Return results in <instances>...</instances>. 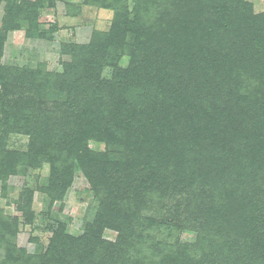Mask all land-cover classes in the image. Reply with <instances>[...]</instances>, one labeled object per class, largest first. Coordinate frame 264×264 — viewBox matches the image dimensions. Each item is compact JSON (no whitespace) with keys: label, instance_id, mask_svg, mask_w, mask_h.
<instances>
[{"label":"trees","instance_id":"1","mask_svg":"<svg viewBox=\"0 0 264 264\" xmlns=\"http://www.w3.org/2000/svg\"><path fill=\"white\" fill-rule=\"evenodd\" d=\"M42 2H29L31 11L37 10ZM120 2L104 0L100 5L118 11ZM143 2L135 1V10L141 16L135 35L149 55L143 61L135 55L127 71L138 75L139 81L144 78L138 72H147L145 82L133 88L129 95H123L124 92L112 86L110 90L100 91L93 77H84L88 79L86 84L83 81L86 91L82 92L92 101L83 117V124L87 121L85 125L81 126L79 121L68 123L63 114L60 124L53 126L48 111L29 108L21 126L22 132L31 136L29 149L10 151L3 163L0 160V177L4 179L11 174L27 173L28 168L40 167L48 161L52 177H57L44 188L52 201L65 196L73 167L84 168L100 202L94 220L79 236L66 234L65 224L61 223L46 249L29 254L9 238L17 235V225L0 210V247L5 249L1 264H264L262 238L251 233L247 239L257 242L251 241L246 252L243 244L228 238L233 225L242 231L250 229L257 212L253 197L243 199L242 194L232 197L235 190L227 192L239 176L250 173L255 178L264 171V147L248 143L244 146L246 155H240L237 141L239 137L249 136L245 134L246 128L251 130L250 135L264 138V123H261L264 89L246 91L240 98L231 89L233 106L230 102L223 106L221 99H226L220 92L202 91L216 79L207 72L210 65L221 64L227 55L233 63L232 50L238 44L251 42L253 38L261 41L264 13L245 20L243 15L246 17L250 6L244 0H147V10L142 12ZM238 17L239 23L235 24ZM122 22L120 16L113 21L112 30L103 35L107 40L102 45L97 40L90 46L76 47L79 54H85L83 60L96 53L98 64L112 45L126 44ZM226 39L232 42L230 52L222 44ZM154 56H161V61ZM150 59L153 62L149 68ZM93 64L95 70L101 67L100 63ZM222 117L228 118L229 123L225 120V126L221 123L219 128ZM90 132H97L106 141L111 139L122 147L115 173L100 167V155L92 154L86 146V134ZM202 156L207 164L213 159L214 162L205 167L201 164ZM108 162L106 159L105 163ZM140 162L148 171L156 172L152 175L153 183L143 180L140 185L126 188L124 171ZM230 169L238 177L232 179ZM217 178L216 182L212 181ZM203 179H206L203 187L196 192L195 182ZM242 184L247 186L245 182ZM210 185L224 188L226 194L217 199L218 192ZM150 190L159 198L161 207L157 216L143 213L148 209L144 207V196ZM168 199L187 201L181 208V202L165 203ZM248 200L254 203L248 206L249 215L237 208L246 206ZM22 208L27 212L28 207ZM179 223L197 230L199 241L183 245L158 238L157 232L164 225ZM105 228L118 232L116 241L102 238ZM224 228H228V235L224 234ZM251 232L256 233V229L252 227Z\"/></svg>","mask_w":264,"mask_h":264},{"label":"rangeland","instance_id":"2","mask_svg":"<svg viewBox=\"0 0 264 264\" xmlns=\"http://www.w3.org/2000/svg\"><path fill=\"white\" fill-rule=\"evenodd\" d=\"M34 1L37 0H0L1 162L10 151L22 152L29 149L31 136L21 130L24 116L27 115L26 111L29 108H35L34 111L36 109L42 112L48 111V117L50 115L53 117V126L60 124L63 114L66 115L68 123L79 121L83 126L87 122L83 124L86 108H91L92 102L88 100L89 96L82 92L86 91L83 81L86 84L87 79L93 77L100 91L110 90L112 86L124 92L123 95H129L132 93L131 90L138 87L141 82L144 83L146 78L145 71L138 72L144 78L140 81L137 79L138 75H132L127 71L133 64L135 55H139L142 61L149 55L143 49L144 47H141L135 35L138 33L135 30L137 24L141 21L140 13L137 9L135 10L136 0H121L118 11L100 5L104 0H43L37 10L32 12L29 2ZM145 1L147 0L143 2L142 12L147 10ZM244 1L250 6L246 17L243 15L245 20L249 21L247 18L249 16L264 13V0ZM118 16L123 21L122 24H125L122 28L127 36V43L121 47L112 45L106 52V58L101 59L98 64H96L98 60V57H95L96 53L91 54L90 50V57L86 61L83 60L86 58L85 54H79L76 47L90 46L91 42H97V40L99 46L102 45L107 40V37L103 35L112 30L113 21ZM239 19L240 17L235 24L239 23ZM260 39L261 41H257L253 38L251 42L245 41L238 44L232 50L233 63L228 61L230 57L227 55L224 57L226 61L221 64H209L211 69H207V72L216 79L202 91L209 89L214 93L220 92V96L226 99L220 98L221 103H224L223 106L229 102L233 106V94L230 93L232 90H235L234 94L237 98L246 91H262L264 89V36ZM222 44L226 51H231L232 42L226 39ZM216 48L219 49V45ZM160 51L163 53V50ZM153 58L161 61L162 57L154 56ZM152 62L150 59L149 68ZM93 63L96 65L100 63L101 67L95 70ZM162 65H166L165 67L169 69L167 63L162 61ZM84 77L88 78L84 79ZM239 81L240 83L235 85ZM239 104L241 105L240 102ZM225 120L229 123L228 118L222 117L218 121L219 128L221 123L222 127L225 126ZM261 123H264V120ZM250 131L246 128L245 134L249 136L239 137L237 140L240 155L247 153H245V144L253 143L259 148L264 147V138L260 140L250 135ZM112 142L111 139L109 142L106 141L97 132L87 133L85 138L90 152L100 155L102 162L99 166L107 168L110 174L118 170L116 162L122 155L119 154L122 147ZM201 158V164L205 167L214 162L213 159L207 164L206 157ZM106 159H109L108 163H105ZM252 166L255 168L256 164L253 163ZM144 167L145 164L140 162L134 168L129 167L128 172L124 171L126 188L129 185H140L139 183L143 180L153 183L152 175L156 172L151 169L148 171ZM51 171L50 163L44 161L40 167L28 168L27 173L11 174L7 179L0 177V210L2 214L11 216L12 222L16 223L18 229L17 235H11L9 238L18 248L25 249L29 254L46 249L53 232L61 223L65 224L66 234L79 236L87 224L94 220L100 206L89 174L84 168H78L76 165L73 167L72 178L65 196L52 201L50 194L44 191L51 180L57 178L52 177ZM229 171L232 179L238 177V174L233 176L232 169ZM221 175L222 173L219 177ZM218 178L212 181L216 182ZM205 180L195 182L193 189L198 192ZM243 182L247 183V186L242 184ZM114 187L119 188V186ZM210 187L212 189L213 186L210 185ZM231 190H235L232 197L242 194L241 198L253 197L256 203L254 206L257 208L256 218L252 221L250 229L246 228L242 231L233 225V231L228 236L231 240L243 244L242 248L246 252L251 241L254 244L257 242V240H248L251 233L264 240V235L260 237L257 234H264V171H260L255 178L250 173L239 176L234 181V185L232 182V186H228L227 192H232ZM214 191L218 192L217 199L226 194L225 189L220 186H216ZM184 193L185 191H182L181 194ZM29 195H31L30 199ZM158 200L157 194L150 190L149 195L144 196V207L148 209H144L143 213L159 215L158 210L161 206ZM186 201V199L183 201L168 199L165 203L172 202L174 205L181 202L180 206L183 208ZM253 204L251 200H248L246 206H237V208L249 215L248 206ZM23 205L28 207L27 212L23 210ZM171 210L173 211L172 208ZM252 227L256 229V233L251 232ZM249 230H251L250 234ZM224 232L228 235V228H224ZM157 233L159 239L174 244L193 245L200 239L197 230L183 226L181 223L176 226L164 225ZM209 233L213 237L214 231ZM117 236L118 232L111 228H105L102 233V238L107 241L114 242ZM1 259L3 261L5 259V249L2 247H0Z\"/></svg>","mask_w":264,"mask_h":264}]
</instances>
